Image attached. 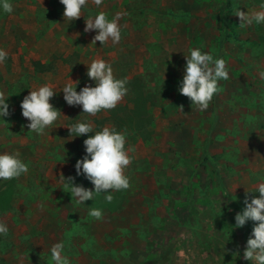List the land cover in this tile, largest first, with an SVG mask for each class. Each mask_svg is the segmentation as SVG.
Masks as SVG:
<instances>
[{
  "label": "rangeland",
  "instance_id": "374dc122",
  "mask_svg": "<svg viewBox=\"0 0 264 264\" xmlns=\"http://www.w3.org/2000/svg\"><path fill=\"white\" fill-rule=\"evenodd\" d=\"M31 2L38 4L35 23L29 18ZM141 2L161 10L158 21L171 31V38L158 32L162 39L159 69L146 56L140 76H134L137 70L112 65L119 78H127L128 72L133 75L127 95L115 107H126L117 113L121 122L110 119L112 109L95 116L83 114L81 106L64 101L61 91L71 80L79 81L78 92L94 86L87 68H78L92 60L93 46L84 39L81 24L96 13L93 8L87 6L83 16L67 22L65 33L60 29L64 41L58 49L52 46L57 30L47 32L63 16L59 0H13L14 12L0 19V48L8 52V59L0 64V91L17 94L22 101L31 90L50 83L57 94L50 102L62 113L43 135L29 132L20 106L10 110L8 117L19 118L11 121V131L0 123V150H18L24 160L41 165L44 175L40 190L25 192L26 197L38 198L16 197L13 210L0 214L9 227V234L0 237V264H51L49 250L60 241L72 264H144L149 258L156 264H166L167 259V264H251L243 252L253 222L235 228L234 217L243 209L246 195L249 201L259 195L255 186L264 176V24L240 25L235 12L259 10L261 0H229L226 8L225 0ZM139 3H133L134 8ZM110 5L104 2L101 7L107 11ZM222 10L231 20L227 36ZM150 26L159 31L155 23ZM195 47L228 62L229 79L219 82L220 91L204 111L178 92L186 64L182 52L188 55V49ZM100 49L105 51V45ZM123 53L113 60L130 65L131 47ZM109 57L104 60L109 62ZM35 62L42 66L35 70ZM60 66L64 67L58 78ZM141 105L149 125L136 123L133 110ZM85 119L92 121L94 132L114 126L130 133L126 147L131 148L132 161L125 174L131 186L113 192L111 203L103 194L83 204L72 203L63 190L62 175L93 189L75 170L90 134L75 138L67 129ZM205 191L212 206L209 212L202 206ZM89 207L101 209L102 218L87 222Z\"/></svg>",
  "mask_w": 264,
  "mask_h": 264
},
{
  "label": "clouds",
  "instance_id": "9594fccd",
  "mask_svg": "<svg viewBox=\"0 0 264 264\" xmlns=\"http://www.w3.org/2000/svg\"><path fill=\"white\" fill-rule=\"evenodd\" d=\"M64 6V20L74 21L79 19L82 11L87 8L89 0H59ZM99 8L102 0H92ZM14 12L13 0H0V13L12 14ZM121 13H116L111 19L108 14L99 11L94 16L85 20V32H95L93 43L97 41L103 46L106 42L118 44L122 36V26L119 23ZM235 15L240 18V25L264 24V0L259 4V10L246 13L236 10ZM186 64L183 69L182 80L178 82V92L190 99L192 106L199 110L208 109L213 97L220 91V81L229 79L227 61L222 57H214L210 52L200 47L189 48L188 55H184ZM8 59V52L0 48V64ZM87 66L86 75L94 86L86 85L79 92V81L65 84L62 88L63 99L69 106H81L83 114L95 116L102 110L114 109L127 95L128 79L119 78L114 74L113 66L104 59H92ZM264 78V73H261ZM57 95L54 86L45 83L35 90H31L21 101L22 116L29 122L26 127L29 132L36 135L45 134L46 129L54 124L62 115L61 111L50 102ZM9 97L0 91V120L10 115ZM182 109V107H181ZM70 136L84 139L83 158L75 164L76 176H84L92 185L88 189L75 183L74 177L65 178L63 190L70 194L72 203L83 204L93 200L94 196L103 194L106 202L111 203L113 192L128 190L131 186L130 178L125 170L130 165L132 157L129 155L130 147H126L127 132L117 130L114 126H104L94 132L91 120H77L67 128ZM69 136V137H70ZM29 163L25 162L18 150L0 152V181H10L27 174ZM248 192V191H247ZM253 193V192H248ZM254 196L244 200L243 209L238 212L235 219V228H243L248 222H253L252 231L246 241L243 258L251 264H264V176L259 177L255 186ZM88 215L96 219L102 218V210L89 207ZM9 234L6 222L0 219V237ZM51 264H72L65 250L63 241L53 244L50 248Z\"/></svg>",
  "mask_w": 264,
  "mask_h": 264
},
{
  "label": "crops",
  "instance_id": "0c3cea01",
  "mask_svg": "<svg viewBox=\"0 0 264 264\" xmlns=\"http://www.w3.org/2000/svg\"><path fill=\"white\" fill-rule=\"evenodd\" d=\"M137 0H102V4L105 2L106 4H111L109 7H107V11H104V9L100 6L99 8L96 7V5L94 3H92V0H89V8H93V10H95V12H99V11H103L105 13L108 14V18L111 19L112 16H114L116 13H121V18L119 20L120 25L122 26V36H121V40L118 44H112L111 41L106 42L104 45L106 47V50L104 51L101 48V44L100 42H96L93 43V38L95 36V32H85V20L88 19H84L83 23L81 24L82 28H83V36L85 37L84 39L87 40L89 42L90 46H93V48H91L92 51V59H97L99 56H101V58L99 57V59H104L105 55H109V62L113 65L116 66L117 68L124 67V69L129 70H137V73H135L134 76H140L141 71L144 70V60L145 63L147 62V60H151L153 62V68H157L159 69L160 67H156V61L159 62V58L162 55L161 51V45H162V39L159 35V33L161 32V34H168L167 38L170 40L171 38V31L167 30L165 28V26L160 23L158 21L159 16L161 17V10H157V9H152L150 7H152V5L149 7L148 4L146 3L145 5L141 2V0H138L140 3V5L134 8L133 3H135ZM151 1V0H150ZM112 2V3H111ZM133 2V3H132ZM101 4V5H102ZM29 8V18L31 21H34L35 23V19H36V12L38 9V4L37 3H29V6H27ZM149 12V15L146 16V13ZM95 13V14H96ZM95 14L91 15L94 16ZM160 14V15H159ZM157 19V20H156ZM69 23L70 20L65 19L64 20V16H60L57 20V26L55 28H52L51 31L47 32V35L52 34L51 32H54V30H57V36L58 38L54 41V43L52 44L53 48L58 49L63 45V41L64 38L62 36V33H60V29L63 28V32L65 33V30H67V25L66 23ZM147 23V24H143V23ZM155 23L158 27L157 30L159 31H154V30H150L152 26L149 27L150 23ZM64 24V25H63ZM153 25V24H152ZM69 26V25H68ZM35 27L37 29V24H35ZM35 29V28H34ZM159 32V33H158ZM150 33V36H149ZM149 36V41H147L146 36ZM46 38V36L44 37ZM165 44V43H164ZM167 45H169V42H166L164 48H167ZM159 46V50H156ZM125 47H131L132 50V60H130V65L126 66V62H124L122 60V62H120L118 59H114V56L119 55V53L124 54V50ZM134 50V51H133ZM168 50V49H166ZM185 52L183 50L182 52V57H183V61L185 60L184 55ZM146 56V59H145ZM107 57V56H106ZM151 58V59H150ZM91 62V61H90ZM184 64L186 62H183ZM117 64V65H116ZM123 64V65H121ZM155 66V67H154ZM63 67L64 66H60L58 70V72L56 73V76L59 78L61 76V73L63 71ZM66 69H69V72L71 70V68L69 67V65H65ZM78 68L83 69V68H87L84 67L83 64H81L80 66H78ZM68 75V74H67ZM66 76V74L64 75ZM74 76V74H71L69 77L72 78ZM132 77H130L129 72H128V76L127 79L129 80L130 78H133V75H131ZM264 162V161H263ZM222 181V180H221ZM219 185H220V179L218 180ZM222 183V182H221ZM207 186V183H205ZM223 185L221 184V187ZM203 187V186H202ZM203 195V194H202ZM202 206L205 207L203 209V211L207 210L209 212V209L212 207L211 203H210V197L208 194V191H205V196L202 200ZM219 206V205H218ZM220 207H217V209H219ZM191 213L193 211H190Z\"/></svg>",
  "mask_w": 264,
  "mask_h": 264
},
{
  "label": "trees",
  "instance_id": "16d2710c",
  "mask_svg": "<svg viewBox=\"0 0 264 264\" xmlns=\"http://www.w3.org/2000/svg\"><path fill=\"white\" fill-rule=\"evenodd\" d=\"M230 6V2L229 0H225V8ZM225 10V9H224ZM222 10L221 13L222 15H224L225 17V22H224V26H223V34L224 35H229L228 33V24L231 23L230 18L226 15L225 11ZM10 14L7 13H0V19L7 17ZM42 65L38 62L34 63V67L35 70L36 68L38 69L39 67H41ZM8 103L10 105L9 107V111L17 106V108L20 106L21 104V100L19 99V95H11V97H9ZM15 103V105H14ZM142 104V103H141ZM124 109H126V107H120L117 109H112L110 111V119L111 117H113L116 121L118 120L119 122H121V120H123V118L119 117V115H117L118 112L120 111H124ZM137 121L136 123H145V124H151V120L148 117V113L143 111V105H141V109H137V110H133ZM121 113V112H120ZM15 114V113H14ZM15 119H19L18 117H4V121L0 120V123H4L7 127H8V131L12 130L11 129V121L15 120ZM130 133L127 134V136H129ZM0 152H3V150H0ZM43 159H47L45 157H43ZM25 162L29 163V161L25 160ZM39 165L38 163H29V171L27 174L22 175L21 177L14 179V180H10V181H0V214L2 213H6L9 212L11 210H13V201L16 197L22 198L24 200H35L36 197L35 195H28V197L25 196V192L29 193V191L31 190V193L34 191L33 188L40 190L42 187V185L44 184V175H43V171H39ZM38 175V185L35 183V178H37L36 176ZM34 179V180H33ZM88 213V212H87ZM85 219H87V222L91 221V216H89L88 218L85 217ZM86 238V237H85ZM1 241V239H0ZM148 262H145L144 264H156V260L154 258H149ZM168 263V259L166 260V264Z\"/></svg>",
  "mask_w": 264,
  "mask_h": 264
}]
</instances>
